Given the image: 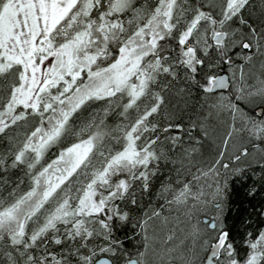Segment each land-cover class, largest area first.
<instances>
[{"label": "snow or ice", "instance_id": "1", "mask_svg": "<svg viewBox=\"0 0 264 264\" xmlns=\"http://www.w3.org/2000/svg\"><path fill=\"white\" fill-rule=\"evenodd\" d=\"M0 264H264V0H0Z\"/></svg>", "mask_w": 264, "mask_h": 264}]
</instances>
